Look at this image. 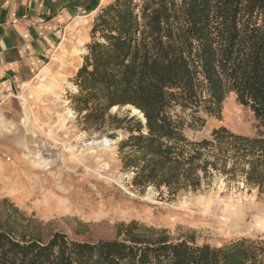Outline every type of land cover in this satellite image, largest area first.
<instances>
[{"label": "trees", "instance_id": "trees-1", "mask_svg": "<svg viewBox=\"0 0 264 264\" xmlns=\"http://www.w3.org/2000/svg\"><path fill=\"white\" fill-rule=\"evenodd\" d=\"M99 13L69 101L86 132L128 134L119 157L132 189L174 198L223 178L264 198V0H114ZM231 94L253 114L255 134L221 127L190 139L186 129L220 118ZM123 108L141 114H111ZM0 208V264H264L263 242L198 245L138 221L115 240H44L37 219L7 199Z\"/></svg>", "mask_w": 264, "mask_h": 264}, {"label": "rangeland", "instance_id": "rangeland-1", "mask_svg": "<svg viewBox=\"0 0 264 264\" xmlns=\"http://www.w3.org/2000/svg\"><path fill=\"white\" fill-rule=\"evenodd\" d=\"M99 14L82 19L84 30L72 32L69 48L60 55L63 60L48 76L0 106V172L10 176L6 184L12 185H0V202L7 199L37 219L44 240L56 232L91 242L115 240L121 224L138 221L198 245L220 247L240 239L264 243V198L257 191L223 178H216L209 189L183 191L174 198L154 188L134 191L133 174L122 170L119 157V144L128 134L118 131L111 139L112 132L84 130L69 97L77 90L73 80ZM175 113L182 115L179 109ZM111 114L138 117L132 108L113 109ZM221 127L255 134L253 114L234 94L225 100L220 118L206 116L204 128H187L185 133L201 140ZM4 216L0 208V221Z\"/></svg>", "mask_w": 264, "mask_h": 264}, {"label": "crops", "instance_id": "crops-1", "mask_svg": "<svg viewBox=\"0 0 264 264\" xmlns=\"http://www.w3.org/2000/svg\"><path fill=\"white\" fill-rule=\"evenodd\" d=\"M95 1L0 0V106L48 76L63 60L72 32L84 30L82 19L111 3L99 0L89 13Z\"/></svg>", "mask_w": 264, "mask_h": 264}, {"label": "bare ground", "instance_id": "bare-ground-1", "mask_svg": "<svg viewBox=\"0 0 264 264\" xmlns=\"http://www.w3.org/2000/svg\"><path fill=\"white\" fill-rule=\"evenodd\" d=\"M134 112L136 113V114H139V111L138 110H135L134 109ZM141 116V115H140ZM105 141H107L108 142V139H104ZM100 145H102V146H104V144H103V141H102V143H100ZM8 166V165H7ZM6 168H10V167H6ZM1 169H3V167H0V170ZM5 170V169H4ZM13 170V169H12ZM11 170V171H12ZM6 171V170H5ZM10 174V173H9ZM7 179H11L10 178V176L9 175H7L6 173H1L0 172V185L2 186V187H4V188H12V185L11 186H8L7 184H6V182H7ZM20 180V179H19ZM0 193H1V191H0ZM203 226V225H202Z\"/></svg>", "mask_w": 264, "mask_h": 264}, {"label": "water", "instance_id": "water-1", "mask_svg": "<svg viewBox=\"0 0 264 264\" xmlns=\"http://www.w3.org/2000/svg\"><path fill=\"white\" fill-rule=\"evenodd\" d=\"M139 111V110H138ZM139 113L141 114V112L139 111ZM142 117H144L143 115H142Z\"/></svg>", "mask_w": 264, "mask_h": 264}]
</instances>
